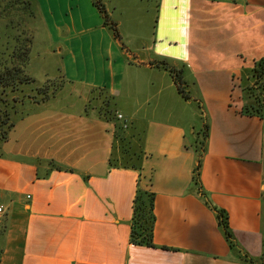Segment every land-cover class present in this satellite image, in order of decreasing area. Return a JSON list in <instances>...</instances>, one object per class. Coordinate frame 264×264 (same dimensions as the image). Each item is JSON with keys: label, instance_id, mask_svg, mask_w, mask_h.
I'll use <instances>...</instances> for the list:
<instances>
[{"label": "crops", "instance_id": "1", "mask_svg": "<svg viewBox=\"0 0 264 264\" xmlns=\"http://www.w3.org/2000/svg\"><path fill=\"white\" fill-rule=\"evenodd\" d=\"M156 6L139 52L114 38L91 0H33L34 48L48 55L28 66L50 55L65 83L125 98L126 116L115 114L142 133L143 157L140 171L109 168L113 123L37 106L1 145L0 264H243L209 206L226 213L237 250L261 254L264 120L240 111L248 71L264 58V0ZM161 61L182 70L199 129L191 109L169 108L180 97ZM204 125L196 185L193 146ZM137 188L154 194L155 248L129 242Z\"/></svg>", "mask_w": 264, "mask_h": 264}, {"label": "trees", "instance_id": "2", "mask_svg": "<svg viewBox=\"0 0 264 264\" xmlns=\"http://www.w3.org/2000/svg\"><path fill=\"white\" fill-rule=\"evenodd\" d=\"M93 6L100 13L103 25L108 27L114 38L119 40L115 23L108 21L107 15L100 0H91ZM33 0H23L21 4L23 9L27 10L29 16L34 18L32 11ZM30 63L29 44L16 39L15 45L10 52H0V156L1 145L8 140L9 132L15 124L22 118L34 112L35 108L49 98L53 97L55 89L48 92V84L38 85L34 79L27 73V67ZM168 71L172 77L176 90L184 100H189L190 96L186 92V83L182 78V70L175 69L161 61L157 64ZM250 85L242 88L241 114L257 116L264 120V58L254 62L253 67L248 72ZM99 95H104L99 101V96L95 99L96 103L88 102L91 111H95L97 117L114 125L111 153L108 160L109 168L131 169L140 171L142 150V133L131 126L119 123L115 110L112 107L113 97L109 96L104 89L92 88ZM207 136V125H204L202 131L197 133V139L193 146L196 156V164L192 171V181L197 185L199 170L201 167V154L204 140ZM154 194L147 191L136 189L132 200V216L130 221L129 242L134 245L155 248L153 243L154 229ZM209 206V204L206 202ZM216 214L218 226L228 243L230 249L236 252L238 259L243 264H264V241L262 251L258 257H251L246 253L237 250L232 233L228 226L227 215L224 211L209 206Z\"/></svg>", "mask_w": 264, "mask_h": 264}, {"label": "rangeland", "instance_id": "3", "mask_svg": "<svg viewBox=\"0 0 264 264\" xmlns=\"http://www.w3.org/2000/svg\"><path fill=\"white\" fill-rule=\"evenodd\" d=\"M21 1L23 0H0V52H10L15 45L16 39L24 43L27 41L30 47V58H32L34 62L37 57L41 58V56L48 55V52L46 50L39 51V49L37 51L36 48H34V37L36 34L35 23H32L33 21L28 11L23 9ZM100 1L104 6L108 21L116 25L120 43L131 51L138 50L139 52H143L142 45L145 44L147 48L152 38L156 19L157 0ZM38 40L44 41V35L40 33ZM27 73L38 85L49 83L50 85L47 86L48 92H51L56 87L53 97L49 98V100L42 105H49L53 108H60L70 112L93 114L97 117L96 112L91 111L88 102L92 104L96 103L97 101H95V99L99 96V103L104 95H99L98 92L92 90L85 91L84 88L73 87L65 83L60 77L59 72L54 75L56 71L50 55L43 57L37 63L32 64L31 62L30 66L27 67ZM45 74H47L48 77ZM167 77L169 79V76ZM185 90L186 92L188 90L187 84ZM176 93L180 97V103L170 102L169 108L176 115L181 113L187 116L188 109H191V112L196 114L194 119L196 130L199 129L201 121L203 122L204 119L199 118L200 115L198 116V105L194 103L193 100H190V104H186L177 90ZM124 95L125 94L122 96ZM124 99L125 98L122 99L123 105L115 100L112 101V107L114 110L117 109L126 116V103ZM153 104L154 100L151 99L149 104L144 105V107H148L150 111ZM141 108L143 110V105H141ZM185 120L181 119L180 121L186 125ZM188 137L190 138V135Z\"/></svg>", "mask_w": 264, "mask_h": 264}, {"label": "built area", "instance_id": "4", "mask_svg": "<svg viewBox=\"0 0 264 264\" xmlns=\"http://www.w3.org/2000/svg\"><path fill=\"white\" fill-rule=\"evenodd\" d=\"M116 118L118 120H121L122 119V116L120 114H116ZM124 126H125V124H124ZM3 212H4V208H3V206L0 205V217L3 214Z\"/></svg>", "mask_w": 264, "mask_h": 264}]
</instances>
